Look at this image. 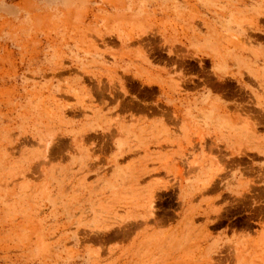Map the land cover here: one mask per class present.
<instances>
[{
    "label": "rangeland",
    "instance_id": "1",
    "mask_svg": "<svg viewBox=\"0 0 264 264\" xmlns=\"http://www.w3.org/2000/svg\"><path fill=\"white\" fill-rule=\"evenodd\" d=\"M263 72L264 0H0V264H264Z\"/></svg>",
    "mask_w": 264,
    "mask_h": 264
},
{
    "label": "crops",
    "instance_id": "2",
    "mask_svg": "<svg viewBox=\"0 0 264 264\" xmlns=\"http://www.w3.org/2000/svg\"><path fill=\"white\" fill-rule=\"evenodd\" d=\"M201 51V49H200ZM219 62V59L217 58L215 60V65ZM227 66H226V70H227ZM218 73V72H217ZM264 73V72H263ZM263 88H264V74L262 76V80H260ZM210 103V101H208ZM203 103L202 100L201 101H196V102H186L185 105H183L182 109L184 110V114L187 116L188 120H190L193 125H199L202 126L201 121L199 120V110L201 108H203ZM216 107V105H215ZM139 115V114H137ZM157 124H159V119H155V120H150L149 122L145 123V132L143 134H141V137L139 140H134L135 142L133 144L134 148H135V152H139L142 151V149H140L138 146H145L148 147L151 144H153L154 142H157L158 140H163L165 142H182V135L179 132H173V134L167 133L165 132V130L163 128H160ZM206 129V128H205ZM209 129V128H207ZM180 130V129H179ZM210 130V129H209ZM170 144V143H169ZM154 148V147H153ZM153 151H155V149H153Z\"/></svg>",
    "mask_w": 264,
    "mask_h": 264
}]
</instances>
